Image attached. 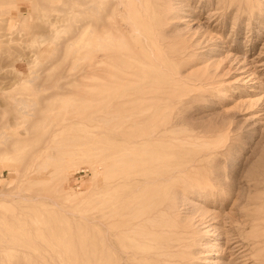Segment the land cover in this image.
<instances>
[{"label": "rangeland", "instance_id": "1", "mask_svg": "<svg viewBox=\"0 0 264 264\" xmlns=\"http://www.w3.org/2000/svg\"><path fill=\"white\" fill-rule=\"evenodd\" d=\"M83 2L0 0V264H114L96 219L130 167L169 176L174 264H264V0H106L158 47L106 93Z\"/></svg>", "mask_w": 264, "mask_h": 264}, {"label": "bare ground", "instance_id": "2", "mask_svg": "<svg viewBox=\"0 0 264 264\" xmlns=\"http://www.w3.org/2000/svg\"><path fill=\"white\" fill-rule=\"evenodd\" d=\"M81 1H84L82 10L93 12L95 17L94 20L85 18L81 29V47H83V57L86 60L92 58V51L95 52L94 79L96 85L94 87L99 93L118 89L122 86V81L130 82V77L137 76L135 68L138 65L141 66V71L145 65L155 66L153 60L158 59L155 53L158 47L153 39H148V35L139 39V34L150 33L146 23L142 21L139 24L135 22L133 24L132 22L130 28L135 34L132 38L137 40V48H131L128 46V39L123 35L125 29L123 25L117 24L114 29L117 35L112 36L105 23L106 17L113 18L112 15L118 14L117 2H111L110 16H102L99 5L106 4V0ZM133 11L138 12L139 10ZM108 42L110 47L106 44ZM137 52L145 57L146 64L138 59L136 64L132 62L133 54ZM88 77L85 75V78ZM118 173L115 178L113 203L107 206V198L104 195L100 197L99 216L96 222L100 226H105L109 235L106 236L100 232L101 248L113 250L114 264H174L175 245L170 233L175 229L176 224L170 222L167 212L170 208L169 197L166 187L162 185L169 179V176H165L158 170H140L132 167ZM124 180L127 184H123ZM130 183H133V188H127ZM145 183L151 186H146L147 189H145V186L142 187ZM105 192L106 188L101 189V194Z\"/></svg>", "mask_w": 264, "mask_h": 264}]
</instances>
